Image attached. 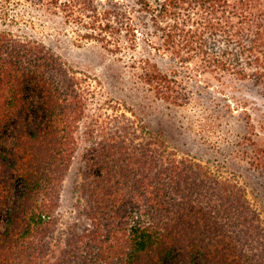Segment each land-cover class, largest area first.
<instances>
[{
  "label": "trees",
  "instance_id": "trees-1",
  "mask_svg": "<svg viewBox=\"0 0 264 264\" xmlns=\"http://www.w3.org/2000/svg\"><path fill=\"white\" fill-rule=\"evenodd\" d=\"M49 25L130 54L137 82L172 104L208 77L264 87V0H0V264H264L250 178L180 154L101 102L88 113L89 76L36 38ZM141 40L172 67L133 58ZM249 119L238 145L264 177Z\"/></svg>",
  "mask_w": 264,
  "mask_h": 264
},
{
  "label": "rangeland",
  "instance_id": "rangeland-1",
  "mask_svg": "<svg viewBox=\"0 0 264 264\" xmlns=\"http://www.w3.org/2000/svg\"><path fill=\"white\" fill-rule=\"evenodd\" d=\"M39 28L36 38L65 65L89 76L97 96L88 105V113L97 111L101 102L106 113L121 112L134 117L145 129L161 132L180 154L210 164H227L242 178H250L254 190L251 197L264 210V177L248 163L249 159L241 154L243 147L238 145L240 138L249 131L246 126L248 115L255 125L253 131L259 134L260 143L264 144V87L255 86L252 81L230 82L226 79V87H223L208 77L197 83L196 92L187 103L172 104L156 98L145 85L137 82L139 70L130 66V54L120 59L96 42L78 43L69 30L56 31L52 25ZM132 57L149 58L160 68L173 65L169 54L150 48L142 40ZM85 145L86 141L80 140L79 151L64 181L60 210H70L80 152ZM246 148L249 151L250 147Z\"/></svg>",
  "mask_w": 264,
  "mask_h": 264
}]
</instances>
